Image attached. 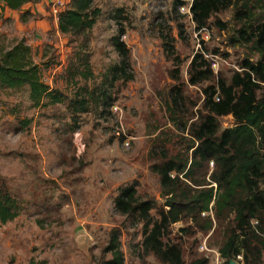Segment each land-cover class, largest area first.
Here are the masks:
<instances>
[{
  "label": "rangeland",
  "instance_id": "obj_1",
  "mask_svg": "<svg viewBox=\"0 0 264 264\" xmlns=\"http://www.w3.org/2000/svg\"><path fill=\"white\" fill-rule=\"evenodd\" d=\"M261 1L231 0L211 13L202 32L192 19L191 0H94L101 10L99 19L79 36L57 32L52 16L43 32L38 18L28 20V26L17 23V13L0 21V52L23 38L42 68L43 81L69 97L77 88L97 87L106 73L111 77L109 66L121 60L111 38L122 27L120 40L130 64L125 74L133 75H117L110 85L104 82L112 105L78 115L77 126L67 102L41 109L29 102L26 88L0 93V193L12 198L17 211L12 219L0 220V264H104L110 258L104 248L115 229L124 264H169L144 247L143 222L116 212L113 199L119 186L135 181L137 194L155 202L150 218L161 221L168 207L159 176L149 169L151 148L172 158L190 157L189 127L206 112L204 90L216 86L219 78L230 83L234 72L245 70L244 58H258L248 42L238 38L231 44L230 37L237 38L236 29L249 22L242 16L247 2L255 19L264 10ZM81 38L88 39L86 49L79 46ZM83 50L90 54L93 77L68 83L63 68ZM196 54L201 58L189 74ZM48 59L52 64L45 66ZM202 60L213 75L192 84L190 75H202L198 72L206 68L198 65ZM219 120L222 128L234 124L231 114ZM213 170L212 161L203 162L192 176L208 182ZM180 179L185 182L182 188L193 193L195 186ZM201 214L212 219L210 228L185 216L163 231L162 249H179L182 264L201 257L207 258L206 264H224L218 248L233 229L234 213L225 210L217 218L212 208ZM239 256L236 261L245 264ZM248 258L251 264H264V247L259 259L254 261L249 253Z\"/></svg>",
  "mask_w": 264,
  "mask_h": 264
},
{
  "label": "trees",
  "instance_id": "obj_2",
  "mask_svg": "<svg viewBox=\"0 0 264 264\" xmlns=\"http://www.w3.org/2000/svg\"><path fill=\"white\" fill-rule=\"evenodd\" d=\"M41 1L0 0V19L5 9H8L17 11L20 22L26 23L32 18H37L38 15L24 7ZM50 1L47 5L48 15L51 18L53 14L50 10ZM176 1L182 4L184 0ZM256 2L262 1L256 0ZM230 3L231 0H191L189 7L197 29L206 25L211 13L221 10ZM259 7L263 8V4H259ZM245 8L247 13L242 12V16H246L249 22L236 29L237 38L232 36L230 41L234 44L239 38L248 42L258 54L257 60L244 58L241 65L245 70L242 73L234 72L230 83L227 84L219 78L216 86H209L204 90L207 94L204 103L206 112L201 116L200 121L193 122L189 127L192 141L187 151H190V157L186 155L184 159L172 158L164 153L160 155L151 148L149 156L152 163L149 169L159 176L164 206L168 207L167 211L161 214V221L157 223L150 218L149 211L155 207V202L148 198L142 199L137 194L135 181L119 186L117 195L113 199V208L116 212L125 216L135 215L143 222L144 247L151 250L161 261H169V264H182L181 253L175 246L162 249L163 231L169 224L185 216L196 224L202 222V228H210L212 219L209 215L202 216L201 213L209 212L212 208L217 218L221 217L225 210L234 213L233 227H231L233 229L218 248L224 264H229L231 259L236 261V256L239 254L243 256L245 264H251L248 253L254 256L255 261L260 258L263 251L264 240L261 236L264 235V93L260 94L259 90L264 88L262 86L264 10L259 17L253 19V10L248 7V2ZM100 14L101 10L94 5V0H69L57 14V31L61 34L79 36L93 27ZM50 20L53 22L52 19ZM123 32L122 27L111 38L112 46L121 56L119 64L110 65L108 68L111 77H107L106 73L102 82L95 88L88 86L86 89L77 88L73 97H69L60 89L52 88L43 81L42 68L33 59L32 47L21 38L11 47L0 52V93L17 92L26 88L29 102L33 107L41 109L67 102L66 107L73 124L77 126L78 115L96 109L103 111L104 108L112 105L111 92L105 83L110 85L118 76L119 79L133 77L132 74L128 76L125 74L130 64L128 50L120 40ZM81 40L79 46L86 49L88 39L81 38ZM89 57L88 51L83 50L81 54L77 51L74 57L68 59L67 66L63 68L67 73L68 83L75 84L79 79L87 80L93 77ZM200 58L199 54L192 58L189 74L196 68ZM49 59L43 62L45 66L52 64ZM202 64L206 65L205 69L198 72L202 75L195 78L190 75L189 81L192 84L213 75L209 63L203 60L198 63V65ZM173 78L177 79V75ZM216 92L219 99L214 101ZM173 101L177 104L176 98ZM228 114L233 116L234 124L222 128L219 117ZM208 161H212L214 165L211 181L195 180L192 176L194 170ZM172 172L175 174L172 175ZM180 177L195 186L193 193L182 188L185 182ZM212 183L216 186L211 185ZM16 215L12 198L6 193L3 195L0 193V220L5 222ZM104 250L110 253V258L104 264H124L119 230L112 231ZM206 263L205 257L190 262V264Z\"/></svg>",
  "mask_w": 264,
  "mask_h": 264
},
{
  "label": "crops",
  "instance_id": "obj_3",
  "mask_svg": "<svg viewBox=\"0 0 264 264\" xmlns=\"http://www.w3.org/2000/svg\"><path fill=\"white\" fill-rule=\"evenodd\" d=\"M48 1L49 0H42L41 2H39L37 4H31V5H28L27 4V6L24 7V9H28L27 7H30V6L32 8L36 7V9H37V10H35L36 12L34 10H31V12H33L36 15H38V17H37L38 18L37 19L38 21H36L37 22V27L41 28L42 29V32L45 31L47 29L46 27L49 26V22L47 21V17L49 18V15H48V5H47ZM15 13L18 14L17 11H11V10L5 9V11L3 13V17L0 19V21L5 20L6 19V15H9L10 14V16H12V14L13 15H16ZM52 18H53V20H52L53 21V25H54V27H55V29L57 31V27H56V19L57 18H55L54 16ZM15 19H16V21H17L18 24H20V25L23 24V25L28 26V23L27 22L26 23L20 22V20H19V14L16 15Z\"/></svg>",
  "mask_w": 264,
  "mask_h": 264
},
{
  "label": "built area",
  "instance_id": "obj_4",
  "mask_svg": "<svg viewBox=\"0 0 264 264\" xmlns=\"http://www.w3.org/2000/svg\"><path fill=\"white\" fill-rule=\"evenodd\" d=\"M68 1L69 0H51L50 1V10H51V12L55 18L57 17L59 10L62 9L68 3ZM199 31L200 32L204 31V27L199 28ZM253 222H255V221H253ZM216 255L218 256L217 253H216ZM237 256L240 257L239 255H237Z\"/></svg>",
  "mask_w": 264,
  "mask_h": 264
},
{
  "label": "water",
  "instance_id": "obj_5",
  "mask_svg": "<svg viewBox=\"0 0 264 264\" xmlns=\"http://www.w3.org/2000/svg\"><path fill=\"white\" fill-rule=\"evenodd\" d=\"M229 264H239L237 261H235V260H229Z\"/></svg>",
  "mask_w": 264,
  "mask_h": 264
},
{
  "label": "clouds",
  "instance_id": "obj_6",
  "mask_svg": "<svg viewBox=\"0 0 264 264\" xmlns=\"http://www.w3.org/2000/svg\"><path fill=\"white\" fill-rule=\"evenodd\" d=\"M189 9H190V7H189Z\"/></svg>",
  "mask_w": 264,
  "mask_h": 264
}]
</instances>
